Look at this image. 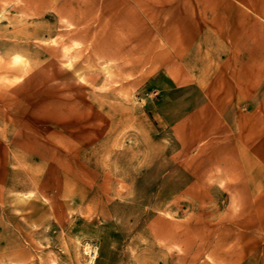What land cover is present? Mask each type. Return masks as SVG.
I'll list each match as a JSON object with an SVG mask.
<instances>
[{"label":"rangeland","instance_id":"obj_1","mask_svg":"<svg viewBox=\"0 0 264 264\" xmlns=\"http://www.w3.org/2000/svg\"><path fill=\"white\" fill-rule=\"evenodd\" d=\"M137 1L0 0V264H264L238 93Z\"/></svg>","mask_w":264,"mask_h":264},{"label":"crops","instance_id":"obj_2","mask_svg":"<svg viewBox=\"0 0 264 264\" xmlns=\"http://www.w3.org/2000/svg\"><path fill=\"white\" fill-rule=\"evenodd\" d=\"M160 2L168 9L183 7L182 17L173 20L181 23L184 65L201 76L207 72L225 76L228 84L217 86L238 93L231 101L238 108L226 112L232 113L235 131L243 136L239 151L248 163L250 183H264V0H138L137 4L155 10ZM152 13L154 18L156 10ZM139 16L129 21L136 38L146 23ZM216 95V102L223 104V94Z\"/></svg>","mask_w":264,"mask_h":264},{"label":"bare ground","instance_id":"obj_3","mask_svg":"<svg viewBox=\"0 0 264 264\" xmlns=\"http://www.w3.org/2000/svg\"><path fill=\"white\" fill-rule=\"evenodd\" d=\"M89 252V251H88ZM96 255L95 251L93 253H91V256L94 258Z\"/></svg>","mask_w":264,"mask_h":264}]
</instances>
